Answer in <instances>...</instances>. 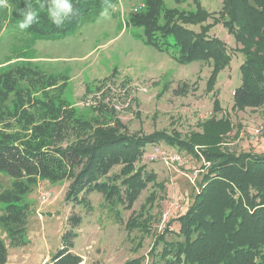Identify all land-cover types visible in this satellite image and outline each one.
Instances as JSON below:
<instances>
[{"label": "trees", "instance_id": "obj_1", "mask_svg": "<svg viewBox=\"0 0 264 264\" xmlns=\"http://www.w3.org/2000/svg\"><path fill=\"white\" fill-rule=\"evenodd\" d=\"M222 1L215 18L198 4L193 12H179L164 9L162 0H145L143 11L130 16L129 24L143 30L146 45L170 54L178 64H210L211 91L231 56L224 42L207 35L211 25L203 24L209 18L213 25L221 23L242 56L241 84L233 92L232 110H257L264 105V0ZM8 2L11 20L18 24V9H24L26 2L38 7L42 0ZM108 2L73 0L76 14L59 29L41 11L40 22L24 31L35 41L64 39ZM189 26L199 27V32ZM60 79L46 77L29 63L8 65L0 72V174L13 179L11 187L0 193V227L12 246L25 245L29 207L24 197L38 181H68L66 201L84 208L89 207L87 197L99 193L108 206L130 209L150 184H156L153 173L135 164L147 146L164 144L202 162L203 175L193 203L176 219L178 232L167 227L158 237L163 246L157 255L163 264H264V153L225 149L232 125L227 118H217L221 112L217 99L212 116L183 140L175 131L131 134L118 120L94 126L77 117L57 95L64 87H58ZM153 199L150 195L147 201ZM80 223L78 216L68 219L61 248L46 264H82L72 252ZM167 234L180 240L167 242ZM6 257L0 241V264Z\"/></svg>", "mask_w": 264, "mask_h": 264}, {"label": "rangeland", "instance_id": "obj_2", "mask_svg": "<svg viewBox=\"0 0 264 264\" xmlns=\"http://www.w3.org/2000/svg\"><path fill=\"white\" fill-rule=\"evenodd\" d=\"M144 1L109 0L110 19L101 18L98 12L91 20H84L73 35L56 41H35L12 22V5L0 8V72L8 65L29 63L46 77L64 79L57 81L58 87L64 85L57 95L77 117L94 126L112 125L118 120L131 134L175 131L183 140L198 132L200 124L212 116V103L217 99L221 110L217 118H227L232 125L224 139L225 149L236 154H263L264 105L257 110H232L233 92L241 84L242 62L232 36L221 23L213 25L211 18L203 24L211 25L207 35L224 42L231 56L229 66L218 74L209 91L210 64H178L170 54L146 45L143 30L129 24L130 16L143 11ZM222 2L162 0L166 10L193 12L198 4L215 18ZM187 29L199 32L197 26ZM173 156L177 162H164ZM135 165L153 173L156 184H150L130 209L108 206L99 193L89 195V207L84 208L66 201L68 181H38L24 197L29 207L25 245L12 246L0 227L5 264H46L61 248L71 216L81 221L74 230L72 252L81 257L82 264L136 260L138 264H163L157 255L163 246L158 237L167 227L178 232L176 219L199 191L202 162L156 144L147 146ZM12 183V178L0 174V193ZM150 195H154L152 202L147 201ZM2 210L0 204V215ZM177 240L178 236L165 235L167 242Z\"/></svg>", "mask_w": 264, "mask_h": 264}, {"label": "clouds", "instance_id": "obj_3", "mask_svg": "<svg viewBox=\"0 0 264 264\" xmlns=\"http://www.w3.org/2000/svg\"><path fill=\"white\" fill-rule=\"evenodd\" d=\"M8 0H0V8H8ZM109 7H111L109 5ZM109 7H102L100 17L110 19ZM45 11L50 23L56 28H62L75 14L73 0H42L39 6L26 2L24 9H18L21 19L18 20V28L28 30L34 24L40 22V12Z\"/></svg>", "mask_w": 264, "mask_h": 264}, {"label": "built area", "instance_id": "obj_4", "mask_svg": "<svg viewBox=\"0 0 264 264\" xmlns=\"http://www.w3.org/2000/svg\"><path fill=\"white\" fill-rule=\"evenodd\" d=\"M259 129H257L256 133L258 132ZM168 161H173V162H177L178 158L173 156V157H168V158H164V162H168Z\"/></svg>", "mask_w": 264, "mask_h": 264}]
</instances>
